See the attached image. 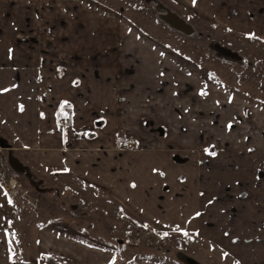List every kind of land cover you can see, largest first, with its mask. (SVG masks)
Returning a JSON list of instances; mask_svg holds the SVG:
<instances>
[{
    "label": "crops",
    "instance_id": "1",
    "mask_svg": "<svg viewBox=\"0 0 264 264\" xmlns=\"http://www.w3.org/2000/svg\"><path fill=\"white\" fill-rule=\"evenodd\" d=\"M37 1L0 0V115L21 148L55 175L97 187L137 226L264 264V181L231 179L264 159V103L93 0H54L48 11ZM180 1L238 41L264 42V0ZM118 127L136 149L120 147ZM9 200L0 182L6 255ZM79 238L59 220L39 226L35 244L60 264H121Z\"/></svg>",
    "mask_w": 264,
    "mask_h": 264
},
{
    "label": "rangeland",
    "instance_id": "2",
    "mask_svg": "<svg viewBox=\"0 0 264 264\" xmlns=\"http://www.w3.org/2000/svg\"><path fill=\"white\" fill-rule=\"evenodd\" d=\"M66 1L69 2L62 0L63 4ZM99 1L106 3L99 4L108 14L123 17L118 9H124L125 14L134 16L133 20L160 44L191 56L200 66L207 61L208 67L217 71L221 78L240 85L252 97L264 98V46L261 44L238 41L235 35L210 26L207 24L210 21L180 0ZM36 3H40V8L46 6L48 11L54 0ZM82 7L79 1L78 8ZM174 9L181 12L180 16L192 26L193 34L184 36L166 28L164 16L168 11L175 13ZM3 120L0 115V139L12 148L0 146V180L7 184L14 178L23 184L10 165V157H13L28 168L31 184L27 181V186L23 184L16 191V200L10 197L12 203L8 213L11 222L6 232L9 254H5V245L0 244V264H60L51 255L38 252L35 244L39 226L59 220L68 222L74 234L89 243L107 247L114 253L120 247L126 254L123 259L119 256L121 264H237L221 250L197 237L165 235L149 227L137 226L97 187L87 186L69 176H57L42 168L32 152L21 148L19 140ZM247 163V168L239 169L231 179L246 180L253 174L252 178L264 181V159ZM34 189L39 194H34ZM141 235V242H137Z\"/></svg>",
    "mask_w": 264,
    "mask_h": 264
},
{
    "label": "flooded vegetation",
    "instance_id": "3",
    "mask_svg": "<svg viewBox=\"0 0 264 264\" xmlns=\"http://www.w3.org/2000/svg\"><path fill=\"white\" fill-rule=\"evenodd\" d=\"M93 1H95L96 3H102V4H104V5H106V3H104V2H100L99 0H93ZM109 7H111V6H109ZM112 8H114V7H111V9ZM122 11V12H121ZM118 12L123 16V17H125L126 19H128L132 24H134L141 32H143L144 34H146V35H148V36H150L151 38H153V39H155V40H157V38H155L154 36H152L151 34H149V33H147V32H145L144 31V29H142L139 25H138V22H136V21H134L133 20V18H135L134 16H130V14L128 13V14H125L124 13V9H118ZM171 12V11H170ZM173 13V12H172ZM176 14V13H175ZM178 15V14H177ZM178 16H180V15H178ZM181 17V16H180ZM182 18V17H181ZM182 19H184V18H182ZM185 20V19H184ZM186 21V20H185ZM164 25L165 26H167L166 28L168 29V30H170L172 33H179V34H181V35H184V36H188L187 34H184V33H182V32H180V31H177V30H175V29H173L172 27H170L168 24H166V23H164ZM195 31V30H194ZM176 52H178V53H180L179 51H177V50H175ZM186 56H188V55H186ZM189 57V56H188ZM205 64H202V67H206V69L208 70V72L210 73V71L212 70L217 76H218V78L219 79H223V78H221L220 76H219V74L217 73V71H215L214 69H212L211 67H208V62L207 61H205L204 62ZM201 65V64H200ZM211 66V65H210ZM215 81H217V80H215ZM217 82H219V83H222V84H225V85H227V86H229V87H231V88H233V89H236V90H239V89H237V88H234L233 86H230L227 82L226 83H223V82H220V81H217ZM239 91H241V92H243L242 90H239ZM244 94H246V95H248L247 93H245V92H243ZM248 96H250V95H248ZM250 97H252V96H250ZM252 98H255V97H252ZM258 100V99H257ZM261 101V100H260ZM261 102H263L264 103V101H261ZM62 105H63V110H62ZM60 107H59V118H58V121H57V123H58V125H59V127L61 128V129H63V130H66L67 129V127H68V125L70 124V122H71V116H70V113H69V107L67 106V105H65V104H62ZM62 120V121H61ZM66 120H68L67 122H66ZM62 122V123H61ZM100 123H99V121L98 122H96V124L95 125H99ZM115 136H116V138H117V141H118V143H119V145H120V147L122 148V149H125V150H133V149H136L137 148V140H136V138L134 137V136H132V135H130V134H128L126 131H125V129L123 128V127H118L117 129H116V132H115ZM127 137H130V138H133L134 140H135V147L133 148V149H128V148H125L124 147V142H123V140H122V138H127ZM4 143V142H3ZM10 147L9 148H12V145H9ZM211 150V149H210ZM10 158H12V157H10ZM23 164V163H22ZM25 166V165H24ZM26 167V166H25ZM27 168V167H26ZM27 170H28V168H27ZM15 174H18L17 172H14ZM21 175H23V176H25L26 177V179H27V181L28 182H30V184H31V181H30V177H28L27 175H25L24 173H20ZM31 174V173H30ZM17 176V175H16ZM0 182L3 184V186H4V188H5V182L2 180H0ZM20 188L23 186V184H22V182L20 181ZM6 190V189H5ZM7 192V191H6ZM15 195H17V193L16 194H14V195H9L8 194V196L9 197H12V198H14L15 197ZM26 195V194H25ZM156 232V231H155ZM160 233V232H159ZM165 234V233H164ZM183 235H185V234H183ZM186 236H191L192 237V235H186Z\"/></svg>",
    "mask_w": 264,
    "mask_h": 264
},
{
    "label": "water",
    "instance_id": "4",
    "mask_svg": "<svg viewBox=\"0 0 264 264\" xmlns=\"http://www.w3.org/2000/svg\"><path fill=\"white\" fill-rule=\"evenodd\" d=\"M164 19L166 23L172 27L173 29L180 31L184 34L191 35L194 33V30L190 24H188L184 19H182L180 16H178L175 13H172L168 11L166 15L164 16ZM0 146L2 147H10L9 144L3 143V140L0 139ZM10 165L13 168V170L17 173H24L28 177H30V172L27 170V168L16 158H10ZM120 243V242H119Z\"/></svg>",
    "mask_w": 264,
    "mask_h": 264
},
{
    "label": "trees",
    "instance_id": "5",
    "mask_svg": "<svg viewBox=\"0 0 264 264\" xmlns=\"http://www.w3.org/2000/svg\"><path fill=\"white\" fill-rule=\"evenodd\" d=\"M247 42H250V43H255V44H261L262 46H264V42H262L261 40H259V39H257V38H254V37H248L247 38ZM234 70V69H233ZM233 70H231L232 72H233ZM242 75V74H241ZM210 76H211V78L212 79H214V80H217V81H220V82H223V83H228L230 86H233L234 88H237V89H239V90H242L243 92H248V93H250L248 90H245L243 87H241L240 85H238V84H233V83H230V82H228L225 78H223V79H219L218 78V76L211 70L210 71ZM245 78H246V76H244ZM242 85V84H241ZM251 94H253L254 96H255V94L254 93H251ZM255 98H257L258 100H261V101H264V98L263 97H260V96H255ZM21 180H23V184H25V186H27V179L25 178V180L21 177V176H23V175H21L20 173H18V174H16ZM26 181V182H25ZM34 194H39V192L36 190V189H34L33 191H32ZM15 200H16V198H14ZM79 240L80 241H83L84 242V239H80L79 238ZM87 242V241H86ZM88 243V242H87ZM119 245V244H118ZM124 251H121V249H120V247H119V250L117 251V252H115L118 256H120V258H126V254L125 253H123ZM150 256H152V254H150ZM154 256V255H153ZM156 257V256H155ZM163 262V261H162Z\"/></svg>",
    "mask_w": 264,
    "mask_h": 264
},
{
    "label": "built area",
    "instance_id": "6",
    "mask_svg": "<svg viewBox=\"0 0 264 264\" xmlns=\"http://www.w3.org/2000/svg\"><path fill=\"white\" fill-rule=\"evenodd\" d=\"M62 121V120H61ZM68 120H66L67 122ZM62 123V122H61ZM124 142V147L128 149H133L135 147V140L133 138L127 137V138H122ZM20 188V184L16 182V180L13 178L9 180L7 184H5V189L9 195H14L16 194V191ZM143 235H141L137 242H141V238Z\"/></svg>",
    "mask_w": 264,
    "mask_h": 264
},
{
    "label": "snow or ice",
    "instance_id": "7",
    "mask_svg": "<svg viewBox=\"0 0 264 264\" xmlns=\"http://www.w3.org/2000/svg\"><path fill=\"white\" fill-rule=\"evenodd\" d=\"M65 103H67V102H65ZM21 110H22V106H21ZM62 110H63V105H62ZM212 154L214 155V153H212ZM9 203H12V201L9 200ZM165 235H167V233H165ZM185 235H187V233H185ZM225 255H227V253H225Z\"/></svg>",
    "mask_w": 264,
    "mask_h": 264
}]
</instances>
